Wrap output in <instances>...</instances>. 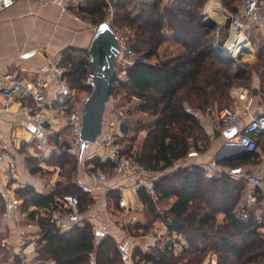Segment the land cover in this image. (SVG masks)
Listing matches in <instances>:
<instances>
[{
  "label": "trees",
  "instance_id": "1",
  "mask_svg": "<svg viewBox=\"0 0 264 264\" xmlns=\"http://www.w3.org/2000/svg\"><path fill=\"white\" fill-rule=\"evenodd\" d=\"M129 1L117 6L116 23L136 30L132 47L139 58L127 69L126 80L114 82L112 86L111 96L121 97L119 105L127 115L121 124L118 142L134 162L159 174L156 188L161 204L174 200L161 214L141 191L139 198L147 206L149 223L138 226L143 227L146 233L159 219L170 235L181 236L189 244L181 257L174 256L167 243L159 242L146 252L137 247V264H177L187 256L190 258L184 264H204L205 255L216 257L219 264H252L258 260L264 264V239L258 232L257 224L253 217L245 221L235 213L246 189L243 178H235L226 172L219 177H208L199 166L179 168L173 175L165 174L175 166V141L178 138L192 139L199 151L209 146V138L199 115L229 106L233 87L248 84L257 75L260 79L258 92L264 104V43L259 42L257 63L252 67H248V64L244 67L238 65L234 69V61L220 55L213 46L202 15L207 0H174L170 4L164 0H152L141 3L136 13L129 7L133 1ZM221 2L236 13L237 5L243 0ZM91 5L95 8L92 9ZM107 8L106 0H89L86 6L72 14L78 17L89 15L100 25L106 19ZM167 42L179 45L182 51L154 63L153 57L158 56V50L160 52ZM240 46L241 49H248L246 43ZM247 52V56H250L252 50ZM59 66L65 70L64 76L77 98L91 92L92 88L86 84L90 71L88 50L77 47L65 49ZM182 92H186L185 100ZM132 98L140 103L126 108L123 102ZM73 106L74 102L65 96L55 102L56 108L61 107L66 112H70ZM135 112L148 113L156 116V119L147 128L141 119L131 121ZM140 127L147 128V135L135 152L134 140ZM133 132L135 135L130 137ZM57 137L58 133L52 135L59 151L47 160V165L52 166L53 170L42 167L38 158L29 156L26 159L33 175H50L58 169L60 179L55 188L48 194L28 185L14 190L16 199L21 201L20 211L30 224L36 222L41 229L39 252L45 260H51L54 264H126L115 239L106 237L97 243L94 227L89 222L84 220L81 225L75 224L68 230L52 225V215L59 197L76 195L81 201L82 212L94 203L92 196L84 193L74 180V175L79 171V160L69 153L66 143L59 144ZM262 138L264 134L258 138L259 146ZM258 158L257 150H244L233 158L219 160L218 166L247 168L255 165ZM86 166L88 172L102 170L110 175L114 174L115 169L112 161L100 156L86 161ZM108 197L115 206H119L120 192L112 191ZM0 199L1 215L5 206L4 199ZM220 215L223 216L222 220H219ZM3 239L0 234V248H3Z\"/></svg>",
  "mask_w": 264,
  "mask_h": 264
},
{
  "label": "crops",
  "instance_id": "2",
  "mask_svg": "<svg viewBox=\"0 0 264 264\" xmlns=\"http://www.w3.org/2000/svg\"><path fill=\"white\" fill-rule=\"evenodd\" d=\"M50 23L54 24L52 29L49 28ZM63 23L70 26V31H63L61 35H58L55 30ZM94 35L95 33H92V31L83 30L79 18L71 12H63L56 6L43 5L35 0H21L10 9L2 11L0 13V66L2 69L0 92L10 86V83L3 76L6 73L12 77H20L25 82L35 83L39 79L47 81L49 84L47 97L53 99L60 89V83L56 75L50 70L51 65L60 64L62 52L66 47H80L88 50ZM176 49H178L176 51H182L180 47ZM254 89L258 91L259 86L255 85L251 91L252 103L248 119L264 113V104L260 94L258 92L255 95ZM230 102L229 107L234 108L237 112L243 111L245 105L235 99ZM113 105L114 102L112 101L109 106L110 110L108 108L106 114L105 126L109 123L108 130L116 122ZM2 108L3 102L0 95V124L3 142L17 165V177L13 179H6L0 170V198L4 199V211L6 212L0 215V233L3 231L9 237L6 239L4 246L8 258L3 264H21L18 254L20 249L25 246L27 247V253H25L24 264H54L51 260H47L45 263L44 260H41L40 252L36 248L41 238V229L36 222L31 223L34 227H29L30 222L27 220L26 215L20 211L21 201L16 199L14 190L17 187L28 185L34 187L38 192L48 194L55 188L56 182L60 179L58 172H54L51 177L40 174L33 175L27 168L25 161L29 156L42 157L45 163L42 162L41 166L46 170H50L48 169L47 160L59 151V146L52 139V135L57 132V128L52 130L53 128L44 127L38 122L30 121L26 117L16 114L17 105H13L10 111H3ZM199 117L210 144L206 149L199 151L193 147L194 142L192 139L178 138L175 141V163L177 168L199 166L204 169L207 166L219 171H226L228 168L226 166H215L217 160L233 158L238 152L245 150L240 146L227 144V140L236 133V128L220 123L214 114L210 116L201 114ZM59 126L62 129L68 128L65 121H61ZM261 140V145L257 150L259 154L258 162L244 169L249 172L246 174L264 178V138ZM101 143L102 141H98L87 151H92L93 156H101L103 154ZM87 151H83L82 158ZM81 160L83 167L79 168L74 178L79 186L90 184L87 177L89 172L86 166V161L89 159H86V161ZM118 181L119 179L115 178L110 185H115ZM103 193L104 186H96L91 196L95 199ZM127 197L131 206L128 214L122 213L120 207L115 206L114 201L108 197L97 206L89 205L83 220L89 222L96 229H94L96 240L101 241L106 237H111L123 243L122 248L125 251L129 245H132L141 246L144 248L143 251L146 252L147 247L154 244L149 242V244L141 245L142 240H135L134 237L127 235L129 227L124 225L123 220L126 221L137 216L138 221L144 224L146 222L147 206L140 200L139 194L136 195L129 191ZM173 201L171 199L164 202L163 204H166L167 207L161 204L162 208L168 209ZM71 227V223L65 220L63 230H68ZM21 234L24 235L23 242L18 240ZM129 249H131V246ZM1 257L6 259L5 255ZM126 264H128V261H126Z\"/></svg>",
  "mask_w": 264,
  "mask_h": 264
},
{
  "label": "built area",
  "instance_id": "3",
  "mask_svg": "<svg viewBox=\"0 0 264 264\" xmlns=\"http://www.w3.org/2000/svg\"><path fill=\"white\" fill-rule=\"evenodd\" d=\"M21 0H0V13L7 9H10ZM37 3L56 6L63 12H74L80 7L86 6L89 0H35ZM113 14V13H112ZM112 16V15H111ZM211 15L208 13L204 21H209ZM105 22L111 27L117 36L120 52L116 59V72L115 82L126 80L127 69L135 64L138 55L135 53L132 47V41L130 37L132 31L130 27L124 29H116L112 23V19H105ZM264 21V0H243L238 7L236 14L230 15V24L226 36L221 39L219 28L214 34V47L216 51L223 55L225 53L230 54L236 62L242 59L234 57V52H241L240 43H243L240 39L241 36H245L250 43L252 38L247 33V29L254 25L258 26ZM115 27V28H114ZM236 33L239 39H232L231 34ZM131 41V42H130ZM253 45V43H252ZM239 46V48H238ZM238 48V49H237ZM254 56L255 54V49ZM254 56H247V58H253ZM50 70L56 75L60 89L53 99H48L47 89L48 82L39 79L35 83L25 82L20 77L4 74V78L10 83L9 87L4 88L0 95L3 102V111H10L13 105H17L16 114L26 117L30 121L38 122L44 127L48 126L55 130L57 128L59 144L66 143L69 153L75 155L81 160V126L83 107L90 96V93H85L79 98L76 97V93L70 87L67 78L64 76L65 70L59 65H51ZM2 75V69L0 66V77ZM86 84L91 86V80L88 78ZM251 91L244 87H233L230 90V96L237 102L244 106L242 112H237L234 108L226 106L221 109H216L213 112H208L205 115H215L218 121L224 125L232 126L236 128V133L227 140V144L240 146L247 151L258 150V138L264 134V113L249 117L252 99L250 97ZM62 96L68 97L71 102H74V106L70 112H66L63 108H56L55 102L59 101ZM115 123L107 131L106 135H103L99 141H102L101 158L104 160H110L114 163V174L110 175L102 170L89 172L87 177L90 184H81V190L84 193L92 194L94 187L104 186V193L94 199L92 205L97 206L101 204L112 191H118L121 194L119 200V207L122 213L128 214L131 210V206L128 200L129 191L138 195L141 191L149 197L150 201L159 209V213H163L160 201V195L156 188V182L159 180V174L149 171L147 168L134 162L130 156L125 154V149L119 144V134L121 132V121L124 118L125 109L118 105L116 109ZM65 121L68 128H60V122ZM54 134V133H53ZM17 165L12 159L10 153L3 142V133L0 124V170L3 172L6 179L16 178ZM205 174L210 176L212 174H221L226 172L228 175L235 178H243L246 182L244 195L237 212L241 216L253 217L254 222L258 226V230L264 232V178L246 174L243 167L229 168L226 171H219L213 167H205ZM118 178L119 181L115 185H110L113 179ZM46 194V193H45ZM57 206L52 215V225L58 229H64V221L68 220L71 225L82 224L85 212L81 211V201L73 194H66L57 199ZM123 223L127 227L136 226L139 221L137 217H131ZM29 227H34L30 224ZM20 242L24 241V235L21 234L18 237ZM25 253H27V247L20 249L18 254L21 264L25 263Z\"/></svg>",
  "mask_w": 264,
  "mask_h": 264
},
{
  "label": "rangeland",
  "instance_id": "4",
  "mask_svg": "<svg viewBox=\"0 0 264 264\" xmlns=\"http://www.w3.org/2000/svg\"><path fill=\"white\" fill-rule=\"evenodd\" d=\"M106 1H107V5H108V8L106 9V12H107L106 19H109V18L112 19V23L116 27V29H118V30L119 29L120 30L121 29H124L125 25L123 26L119 22L116 23V20H117V17H116L117 6L119 4H121V5H123L125 3L127 4V2L129 0H106ZM131 1H133V3L132 4H129ZM131 1H129V3H128L129 4V7L132 10V12L136 13L140 9L141 3H144V2L150 3L152 0H131ZM172 1H174V0H164V2L166 4H170V2H172ZM240 5L241 4L239 3V5H237V7H239ZM91 7H92V9L95 8V6H92V5H91ZM208 12L211 15L210 16L211 18L209 19L210 20V23H208L207 26H208V29L210 31V37L212 38L213 46H214V42H215V39H214L215 36H214V34L216 35L215 32L217 31L218 27H220L221 39H224V37L227 35L226 32L228 31V28H229L230 15L236 14V13H232L229 9H227L223 5V3L221 2V0H207V2L205 4V7L202 10V15L204 16V18L208 14ZM78 18H79V23L82 25L83 30H86L87 29L89 31H92V33H95L97 31V28H98L100 22H97L96 23V19L95 18H90L89 15L88 16H86V15L84 16L83 15L81 17L79 16ZM214 18H216V19H214ZM227 18L229 20H227ZM221 20H223V21H221ZM59 24H61V23H59ZM53 27H54V24L50 23L49 28L52 29ZM58 27L59 28L57 30H55L58 33V35H61V33H63V31H67V30L70 31V26L67 25V24H64L63 23L61 26H58ZM80 28H79V30H81ZM73 29H75V28H73ZM130 29L132 31V35L130 37V40L132 42H134L135 39H136V36H135V31L136 30H134L132 27H130ZM247 33L252 38L253 45H252V43H250V41L245 36H244V38L242 37L243 44L246 43L248 49H245V50L244 49H241L242 51L239 52V54L236 53V52H234V55L236 56V58H238L239 60L242 59L239 62H236L235 60H233L234 61V63H233V68L234 69H237V66L238 65H241L242 67H244L246 64H248V67H252V65H254L255 63H257V61L259 60V50H260L259 49V42L262 41L264 43V21H262L258 26H254V25L250 26L247 29ZM69 47H66V49L69 48ZM177 47L179 48L180 46L177 45V44H172V43L167 42L165 45H163V47H161L160 52L158 50V56L153 57L152 61L154 63H156V62L159 61V59H164V58H167V57H171V55L173 53H179V51H176V50H178V49H176ZM253 49H255V54H256L255 56H254ZM247 50H252V53H251L250 56H254L253 58H247V57H245V56H247L249 54V52H247ZM255 85L260 86V79H259V77L257 75H254V77H253V79L251 80L250 83L248 82V84H242V86L241 85L240 86L241 87H244V88H247L250 91H252V89H253V87ZM182 95H184L183 97H184V100H185L186 92H182ZM111 99H112L111 102L112 101L114 102L113 107H114V111L116 112V109H117L118 105L121 103L122 99L119 96L118 97H115V95L111 96ZM231 100H232V97L230 96V100H229V104L228 105H230V103H231L230 101ZM123 103H124V105H125L126 108L127 107H130L131 108V107H134V105L136 103L138 104L140 102H139L138 99L132 98V100H125V102H123ZM109 110H110V108H109ZM125 117L127 118V115L126 114H124V118L122 119L121 124L124 121ZM115 118H116V121H117L118 117H115ZM139 119H141V120L144 121V126L147 127V125H148V127H150L152 121H154V119H156V116H151L148 113H144V112H135L132 115V120L131 121L136 122ZM108 128H109V123L105 126V133H104V135L107 134ZM140 128L141 129L138 131L137 136H136V139L134 140V146H135V150L134 151L135 152H137L140 149V146L142 145V141H143V139L147 135V128H142V127H140ZM133 135H135V132L131 133L130 134V137H132ZM199 145H201V144H199ZM101 147H102V145H101ZM195 150H196V148H195ZM92 153H93L92 151H89L88 150L87 152H85V156L83 158L81 156L80 159H83V161H86V159H89L90 160L91 158L94 157ZM31 157H33V156H31ZM35 158H38L41 162H44V158H42V157L41 158L40 157H35ZM218 161L219 160H217V162L215 163V166L218 165ZM25 163H26L27 168L30 170V168L28 167V164H27L26 161H25ZM82 167H83L82 166V163L79 160V168H82ZM48 169L53 170L54 168L52 166H49L48 165ZM178 169L179 168H177V164L175 163V166L172 169L167 170L165 172V174L166 173H169V175H173V174L177 173V170ZM55 172H58V174H59V170L58 169ZM43 176H45V177H51L52 174H50V175H43ZM219 176H221V175L217 173V174H212V175H210L208 177H219ZM74 178H75V175H74ZM163 206L164 207L165 206L167 207L166 204L165 205L163 204ZM160 208H162V205L160 206ZM162 209H164V208H162ZM157 211L159 212V209L158 208H157ZM235 213H236L237 217H239V218H241V219H243L245 221L249 220V217H245V216L239 215V213L237 212V210H236ZM222 217L223 216L220 215L219 216V220H222ZM145 220H146V222L145 223L143 222L144 225L149 223V221L147 220V215H146V219ZM156 220H157L155 222L156 224L154 223L152 225L151 230L147 231L146 233H145V230H144L143 227L138 226L139 223H140L139 222L138 225H136L134 227H129L128 228L127 235H130V236L134 237L135 240H142L141 241V245L149 244V242L150 243H153L154 244L153 246H148L147 247V251H150L151 249H153V247L159 245V242L160 243H163V244L164 243H167V245L169 247L168 248L169 251L172 252L174 256L181 257L185 253L184 252L185 251L184 250L185 247H188L189 246L188 242L183 237H181V236H178V235H175V234L170 235L167 232L166 227L159 221V219H156ZM258 232L261 233V236L264 239V232L262 230L261 231L258 230ZM0 234L4 237V239H3V243H4L3 248H0V264H3L4 261L6 262V260L8 258L7 250H6V248L4 246H5V243H6V239H8L9 237H8V234L5 233V232H3V231ZM96 241H97V243L100 242V241H98V239ZM115 242H117V245L119 246L120 250H122L123 257L125 258V261H128V264H137V259H139L138 255H137V257L135 255L136 254L135 251H136V248L137 247L136 246L129 245L128 248L125 251L122 248L123 247L122 245H124L123 243H121L120 241H117V240H115ZM130 246H131V249H129ZM39 247L40 246L37 244L36 248H37L38 251H40L39 250L40 249ZM138 247L141 248V251L144 249L141 246H138ZM40 254H41V260H44V263H45V261L47 262V260H45L43 258L44 256H42V253H40ZM3 255H5V258L6 259H2L1 256H3ZM189 258H190V256H187V259H189ZM205 258L206 259H204L205 260V263L204 264H219L217 258L214 257V256L212 257V256H209L208 255L206 257V255H205ZM187 259L180 260L179 262H177V264H184ZM148 264H151V263H148ZM252 264H262V263H260V261L258 260L256 263H252Z\"/></svg>",
  "mask_w": 264,
  "mask_h": 264
},
{
  "label": "water",
  "instance_id": "5",
  "mask_svg": "<svg viewBox=\"0 0 264 264\" xmlns=\"http://www.w3.org/2000/svg\"><path fill=\"white\" fill-rule=\"evenodd\" d=\"M208 23L210 20L205 21V24ZM88 52L92 92L83 107L80 133L82 151L94 146L104 135L106 114L112 100L111 90L120 48L117 36L107 22L103 21L98 26ZM224 56L234 60L230 54L225 53ZM254 93L258 94L257 89H254Z\"/></svg>",
  "mask_w": 264,
  "mask_h": 264
},
{
  "label": "bare ground",
  "instance_id": "6",
  "mask_svg": "<svg viewBox=\"0 0 264 264\" xmlns=\"http://www.w3.org/2000/svg\"><path fill=\"white\" fill-rule=\"evenodd\" d=\"M217 12V11H216ZM209 13V12H208ZM213 14V13H212ZM214 19H216V18H214ZM221 21H223V20H221ZM219 28V30H220V27H218ZM220 32V31H219ZM232 39H239V37L236 35V33H233V34H231V36H230ZM241 37H243L244 38V36H241ZM240 37V38H241Z\"/></svg>",
  "mask_w": 264,
  "mask_h": 264
}]
</instances>
